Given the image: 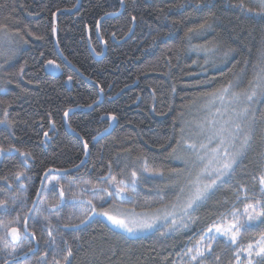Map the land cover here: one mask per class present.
Returning <instances> with one entry per match:
<instances>
[{
	"label": "trees",
	"instance_id": "16d2710c",
	"mask_svg": "<svg viewBox=\"0 0 264 264\" xmlns=\"http://www.w3.org/2000/svg\"><path fill=\"white\" fill-rule=\"evenodd\" d=\"M80 1L0 0V202H6L0 207V264L35 249L24 226L43 176L72 171L85 160L64 118L99 102L86 79L101 88L104 101L68 123L89 147L88 162L75 174L47 180L28 226L39 251L19 264H182L190 241L219 222L244 189L248 197L264 195L258 108L235 172L187 222L127 239L93 217V208H103L106 198L113 202L118 187L144 201L155 199L156 206L174 200L185 173L180 157L194 155L185 143L193 135L191 123L204 118L201 102L229 83L244 91L261 80L264 94V2ZM123 6L100 28L107 54L96 61L89 46L103 54L98 24ZM56 16L58 47L77 73L56 51ZM49 61L59 66L60 78L46 74ZM106 117L111 119L103 122ZM13 228L19 240H13ZM263 229L252 221L247 239ZM217 259L209 264H231L232 255Z\"/></svg>",
	"mask_w": 264,
	"mask_h": 264
},
{
	"label": "rangeland",
	"instance_id": "374dc122",
	"mask_svg": "<svg viewBox=\"0 0 264 264\" xmlns=\"http://www.w3.org/2000/svg\"><path fill=\"white\" fill-rule=\"evenodd\" d=\"M258 1L264 2V0ZM255 83L257 86L253 87L252 90L249 87L244 91H235L230 88L227 93H222L221 91L214 93L206 102H201L199 114L204 118L203 120L199 119L198 123H191L193 135L185 143L187 147L195 146L191 147V152H194V155H188L186 152L187 155H181L180 157V165L185 168V173L180 190L174 200L163 202L162 205L156 206L157 201L149 197H144L146 199L144 201L142 198H137L136 194L129 195L124 193L123 197L115 194L113 202L108 203L109 198H106L107 200H102L99 203V206H103V208H100V210L93 208V217L98 218L114 232L121 234L127 239L146 237L159 229L178 224L182 225L190 220V215L194 210L203 204L218 188L227 183L235 172L238 163L243 158L246 147L243 149V155L238 158V163L233 165L230 176L217 180L216 185L204 200L197 201L191 208L187 207V203L195 192L196 187H203L215 179L217 175L215 169L222 168L223 163L229 160L231 154L241 150L245 137L250 136L254 128V119L257 118L256 108L260 111L258 120L261 122V134L264 138V94L260 90L262 81L257 80ZM253 92L255 95L251 100H248L247 96L252 95ZM221 95L223 99H220ZM237 125H239V128H237ZM114 126L115 124L111 126V129ZM226 151L229 155H225ZM261 186L264 192V185L261 184ZM246 194L247 190L244 189V193L241 194L242 197L238 198L235 206L225 213L219 222L204 230L203 233L197 236L195 241H190L187 252L181 261L182 264H209V261H218L217 258L219 256L223 257L229 254L232 255L231 264H261L264 261V256L256 255V252L259 251V246L264 244V241H261L264 229L258 234L249 236V239H247L246 228H241L237 234L236 243L230 242L231 233H229V236H224L215 231L216 227L227 230L233 224H244L248 221V213H253L252 209H248V213H245V208L248 204L253 205L256 212L264 211V195L261 198H254L248 197ZM107 203L108 205L104 206ZM131 210H135V213L138 214V220L153 223L154 227L129 234L123 229L114 226L107 216L101 215V213L107 212L110 215H118L119 218H125L124 214ZM90 222L91 220H88L87 224ZM209 228L213 229L211 233L208 232ZM213 236L215 239L211 238ZM209 244L211 245L210 251L207 250ZM250 244L252 245L251 255H249L248 251ZM197 248L204 254L203 256H197L193 260L192 256L196 255ZM190 249L191 251H189ZM217 251H220V253H216ZM226 251L229 254H225Z\"/></svg>",
	"mask_w": 264,
	"mask_h": 264
},
{
	"label": "snow or ice",
	"instance_id": "6c2138e0",
	"mask_svg": "<svg viewBox=\"0 0 264 264\" xmlns=\"http://www.w3.org/2000/svg\"><path fill=\"white\" fill-rule=\"evenodd\" d=\"M53 63L54 62L49 61V64H53ZM56 67H58V66H56ZM232 86L233 85L231 83H229L228 87L222 89L221 92L227 93ZM254 95H255V93L253 92L252 95L247 96V99L251 100ZM220 99H223L222 95H221ZM245 111H247V109H245ZM113 119H115V117H113ZM237 128H239V125H237ZM249 139H250V136H246L244 143L241 145V150L234 153V154H231L229 160H227L226 162L223 163L222 168L215 169V171L217 173L215 179L211 180L210 183L204 185L203 187H199V186L196 187L195 192L193 193V195L191 196V198L189 199V201L187 203L188 208L193 207V205H195L197 203V201L204 200L207 197V195L209 194V192L212 190V188L216 185L217 180H222L223 177L230 176V172L233 169V165L237 164L238 158L243 155V149L245 147H247ZM221 143H223V141H221ZM190 147H195V146L191 145ZM225 155H229L227 153V151L225 152ZM205 171H207V169H205ZM135 175L136 174L133 173V177H135ZM209 175H211V173H209ZM260 183L262 185H264V176H261ZM113 184H115V181H113ZM133 184H135V180H133ZM198 184H199V178H198ZM105 191H107V189H105ZM115 194L123 197L124 189L118 187ZM61 195H63V192H61ZM109 195H113V193H109ZM5 203L6 202H0V207H3ZM88 203L91 204V201H89ZM248 209H252V212L255 213V215L248 213ZM245 213H248V221H246L244 224H240V223L233 224L227 230H222L220 227H216L215 228L216 233H219V234L224 235V236H229V233H231V235L229 237L230 242L236 243L237 234L239 233L241 228L250 227L252 221H259L261 224H264V211L256 212L255 207L251 204H248L245 208ZM101 215L107 216L108 220H110L114 226H116L117 228L123 229L126 233H129V234H134L137 231L152 229L154 227L153 223L138 220L137 219L138 214L135 213V210H131V211L125 213L124 214L125 218H119L118 215H110L107 212H103V213H101ZM233 229H235V231H233ZM11 231H12L13 240H19L20 239L19 231L15 228H13ZM212 231H213L212 228L208 229L209 233H211ZM211 238L215 239L214 236ZM261 241H264V234H262V236H261ZM207 250H209V251L211 250L210 244L207 246ZM251 250H252V245L250 244L248 246L249 255H251ZM189 251H191V249ZM203 254L204 253L199 248H197L196 255H193L192 259L195 260L197 258V256H203ZM69 255H71L70 251H69ZM256 255L257 256H264V244L259 246V251L256 252Z\"/></svg>",
	"mask_w": 264,
	"mask_h": 264
},
{
	"label": "water",
	"instance_id": "95a60500",
	"mask_svg": "<svg viewBox=\"0 0 264 264\" xmlns=\"http://www.w3.org/2000/svg\"><path fill=\"white\" fill-rule=\"evenodd\" d=\"M80 3H81V1L79 0V5H80ZM79 5H78V7H77L76 10L79 9ZM123 11H124V6L122 7V10L119 12V14H115V15L107 16V17L103 18V19L100 21V23L98 24L97 38H98V40H99V42H100V44H101V46H102V48H103V54H102L101 56L96 55L95 52H94V50H93V48H92L91 46H89V48H90V52H91L93 58H94L96 61H102V60L105 58L106 54H107V47H106V44L103 42V40H102V38H101V36H100V28H101L102 24H103L105 21H108V20L115 19V18L119 17V16L123 13ZM57 17H58V16H56V17L54 18V35H55L56 51H57V53H58L60 59L63 61V63H64L68 68H70L71 70H73L74 72L77 73V70H76L75 68H73V67L68 63V61L63 57V55H62V53L60 52V49H59V47H58V44H57V32H58V30H57ZM132 32H133V31H132ZM132 34H133V33H131V35H132ZM129 37H131V36H129ZM129 37H128V38H129ZM128 38H127V40H128ZM56 66H58V65H56V64H54V63H53V64H47V65L45 66V72H46V74L49 75V76H51V77H53V78H60V77L63 75V73H62V71L60 70L59 66H58V67H56ZM79 76H81V75H79ZM81 77H82V76H81ZM82 78H83V77H82ZM71 82H72V81H68L66 86H67V87H70V86H71ZM86 82L90 83L94 88L97 89V91H98V93H99V96H100V100H99V102H98L96 105H94L93 107L89 108V109H85V110H83V109L78 108V109L71 110L70 112L67 113V115H66L65 118H64L66 131H67L71 136L77 138V139L82 143L83 148H84V151H85V160H84V162H83V164H82L81 166H79L78 168H76V169H74V170H72V171H69V172H57V171L51 170V171L47 172V173L43 176V178H42V182H41V185H40V189H39V193H38V196H37V199H36V201H35V203H34V206L32 207V210H31V212H30V214H29V216H28V218H27V220H26L25 226H24V234H25L26 237H28V238H30V239L32 240L35 249H34L32 252H29L28 254H26V255H24V256H22V257H20V258H17V259H14V260L9 261V262L6 263V264H19V263H23L24 261H26L28 258H30L32 255H34L35 253H37V252L39 251V245H38V243L36 242L35 238L29 233L28 226H29V222H30V220H31V218H32V216H33L35 210L37 209V206H38V204H39V201H40V199H41V196H42V194H43V192H44V189H45V187H46L47 180H48L50 177H52V176H69V175L75 174V173H77L79 170H81V169L87 164V162H88V159H89V156H90L89 147H88L87 144H86V143L80 138V136H78L77 134H75V133H73V132L71 131L70 126H69V123H68V122H69V118L72 117L73 115H75V114H87V113H90V112H92L96 107H99V106L103 103V101H104V93H103V91L101 90V88H100L98 85H96V84L90 82V81L87 80V79H86ZM126 91H127V90H125V92H126ZM123 93H124V92H123ZM123 93H122V94H123ZM122 94H120V95H122ZM110 119H111V117H106L105 119H103V122H104V121H105V122H106V121H109ZM106 135H107L106 133H103L101 136H99V137L95 140V142L98 143V142H99L100 140H102Z\"/></svg>",
	"mask_w": 264,
	"mask_h": 264
},
{
	"label": "flooded vegetation",
	"instance_id": "af4514ba",
	"mask_svg": "<svg viewBox=\"0 0 264 264\" xmlns=\"http://www.w3.org/2000/svg\"><path fill=\"white\" fill-rule=\"evenodd\" d=\"M105 43V42H104Z\"/></svg>",
	"mask_w": 264,
	"mask_h": 264
}]
</instances>
